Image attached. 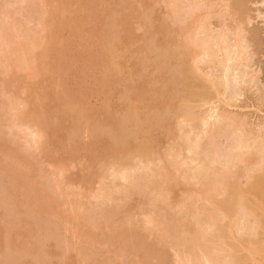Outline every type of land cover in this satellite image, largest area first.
<instances>
[{
  "label": "rangeland",
  "instance_id": "1",
  "mask_svg": "<svg viewBox=\"0 0 264 264\" xmlns=\"http://www.w3.org/2000/svg\"><path fill=\"white\" fill-rule=\"evenodd\" d=\"M6 1L12 3L10 4L12 8L18 10L17 13L13 11L14 9L11 10L13 14L11 15L14 17L9 19L12 20L10 23L14 20L15 26L19 27L21 23L24 24L22 30L20 28L19 32H15V36L24 35L25 27L37 32L35 37V33L32 34L34 31L26 29V32H31L30 37L32 38L33 35L38 41L34 50L30 53L27 51L28 56L32 55L27 57L28 67L24 63H22L24 68L16 67V64L8 67L14 61L13 58L16 61L21 53L9 52L8 55L6 52L7 56L1 57V54H5L0 51V106L5 108L8 105L6 110L0 109L1 114H4L2 117L0 115V264H183V262L188 264L190 259L186 262L180 261L181 257L179 258L177 251L180 243H176L179 245L176 250V246H172L174 243H170L173 239L169 235L174 234L172 231L175 228V234L177 233L178 236L175 235L173 238L179 239L178 237L181 236L180 241L183 238L187 241V233L189 234L190 231L185 233L182 225L189 224L187 219L192 214H196L194 217L200 215L201 218L210 216L214 212V203L218 201L217 204H220L219 201L229 194L225 192V187L221 186L218 190L215 187V193L210 192L209 195H205L200 182L198 184V181L196 183L188 177L185 181L186 174L195 175L194 171L190 173L192 167L188 166L190 170L188 172L187 166L186 168L180 166L181 168L168 178L162 167L164 162L161 163L160 159L152 157V154H149L152 158L148 157L145 161L150 158L151 161L154 160L151 163L153 170L146 171L149 172V176L154 173L153 176L151 175L154 179V181L152 179L154 184L151 182L153 187L147 183L148 189L150 186L153 192L148 191L150 193L143 194L152 197L156 194L162 196V202H156L158 206L153 200L157 197L152 199L153 202L148 200L151 197L147 198L145 199L147 204L144 202L141 204L144 200L139 197L142 191L137 192L139 188L137 189L135 184L138 182H129L135 183L134 188H136V191L133 190L134 192L131 191L130 194L127 189L128 182L117 179L118 174L115 177V173L121 171L120 164L126 166L124 162H127V164L139 165L145 162L140 161L150 150L151 140L157 138V133L151 132L156 126L165 128L166 131L168 126H171L174 135L180 133L176 135L177 138L188 135L189 131L195 135L188 125L183 127L184 131L180 132L177 129L176 122L181 107L179 97H186L189 104L195 108L194 111L200 112L198 114H201V111L203 114V109L205 111L208 107L202 106L197 98L189 97L186 91L178 93L169 89L176 84L172 76L173 65L178 61L174 47L180 40L179 35L176 36L180 32V22L175 19L177 17L172 14L173 12H170L171 18L179 22V26H176L167 13L169 9L166 6H171L170 0H144L142 3L138 0H29L23 4L20 3L22 0ZM17 1L19 4L16 5ZM184 1V4L182 1L183 7L181 2L179 4L184 14L186 9L187 14L184 16L186 19H188L187 15L195 13V9H197L196 14L204 11L205 14L201 13L199 17L197 16L198 22L203 26L207 24L206 27L210 31L206 34V30L204 35L208 37L211 35L213 38L221 35V39L216 38L218 41H214L215 38L211 37L214 43L228 38L226 40L232 46L238 39L241 38L242 42L244 40L245 45L242 44L246 46L247 54H244L248 66L246 69L243 68L249 74L245 88L242 86L245 95L233 101L232 107H227L228 112L227 110L226 112L228 116L238 121L246 120L250 123V127L257 129L251 136L258 137L260 132L264 137V0H202L203 2L196 0L200 3L197 4L198 7H194V11L192 9L196 1L190 0L194 4L192 2L190 4L189 0ZM0 2L3 6L7 3L1 0ZM189 6H192L190 10H188ZM2 16H0L1 22L3 20L9 22L4 19L5 15ZM26 17L33 18L30 21L32 24L25 22ZM201 17L206 18L205 24L204 21H199ZM28 23L31 25L26 27ZM198 24H195L194 32ZM200 28L199 26L200 31L204 30ZM204 35L201 32L199 39ZM237 36L240 37L237 39ZM17 39L19 40V37H15V40ZM196 40L203 41L198 38ZM21 42L26 41L21 39ZM16 68L20 70L17 71ZM204 71L211 72V69ZM66 89L69 93L68 97L64 96ZM10 105L13 110L9 108ZM199 105L203 109L199 108ZM143 119L145 120L142 123ZM23 122L33 126L32 137L27 135L31 134L27 129L29 124L24 123L27 127L23 129L25 128ZM13 123H18L17 126L20 128L13 126ZM35 126L52 136V142L46 147L47 156L41 155L39 148L32 149L34 145L31 148L27 146L34 138ZM220 126L222 127L223 124ZM259 126L262 127L261 131H258ZM13 129L19 131L15 134ZM20 129L26 133H22ZM185 131L188 132L184 133ZM218 131L219 134L222 133L217 128L214 132ZM228 134L226 133V136ZM192 135H190L191 139L196 140L194 138L196 136L192 137ZM224 135L219 138V145L216 143L215 148L219 149L220 146L221 152L220 149V153L214 152L220 156L217 155L218 157L214 159L229 162L226 155L230 152L233 139L230 138V134L229 138ZM218 136L220 137L221 134ZM139 137L143 138L139 139ZM159 137L163 135L159 134ZM163 138L165 143L163 151L164 153L166 151L165 157H167L165 159L170 161L171 157L166 156L167 151L170 152L169 149L176 147L174 145L180 142L183 144V141L171 137ZM229 144L231 146L227 147ZM214 147L208 146V149ZM215 149L213 151H216ZM184 153L186 158L187 152ZM40 157L43 159L40 160ZM110 158H113L110 162L114 165L118 164L119 168L116 171L114 165L110 164L113 167L112 170L110 165L106 167L109 170L107 179L105 180L104 176L102 185L99 182L100 185H93L94 190L95 187L103 189L101 191L106 189L105 197L102 195L103 198L97 199L98 195L103 194L100 190H96L99 194L95 197L92 192L89 194L86 190L79 192L80 189L74 187L73 183H79L77 181H80L83 175L94 174L96 170L100 172L99 162ZM36 159L38 162L34 163ZM43 160L46 164L40 165ZM176 161L178 165L181 162V160ZM50 162L53 164L51 165ZM58 162L60 166L57 165ZM144 165L149 166L147 163ZM56 166L64 168L68 180H61ZM141 166L131 167L132 174L134 168L137 169L134 170L137 174L143 172L145 168L140 169ZM236 171L239 172H237L239 188L236 187L235 194L230 197L232 207L235 208H230L234 213L240 201L248 204L253 216L245 215L239 207L241 221L238 222L243 221V225L245 222L248 228H253L255 232L251 231L250 234L247 231L246 233L250 235L246 234L247 236L242 237L240 234L242 232L239 233L236 227L237 229L234 228L232 233L231 217L235 213L229 211V207L219 205L223 210L228 208V212L233 215L228 216L227 219L220 216L222 221L218 222V225L219 223L222 225V233L207 231L209 240L207 241L211 244L205 240L206 233H203L205 230L203 227L200 230L205 240L203 241L209 246L212 245L213 249L216 248V254H219L223 261L234 258L242 264H264V192L254 190L256 173L248 172L247 168L243 167ZM142 172L139 174L140 177L146 174ZM104 174L106 175V172ZM55 175L58 180L55 179ZM262 176L264 178V174ZM43 177L56 180L49 183L44 178L48 184L55 182L52 191L47 189L53 185H49L47 189L44 187ZM144 177L148 178V176ZM145 181L150 180L145 179ZM145 188L142 189L143 192ZM42 189L49 192H42ZM76 194H80L78 199L75 197ZM190 197L191 200L188 199ZM163 199L167 200L164 202ZM73 200L76 202L74 206L70 205ZM180 203H187V208L185 204H181L186 209L182 208ZM219 207L214 209L217 210V213H214L216 217L220 211H218ZM179 208L181 212H178ZM179 213H182L183 216H180L182 219ZM149 216L151 218L154 216L155 222L162 223V226H159L160 230L156 225L150 224ZM158 222L156 224L160 225ZM203 224L204 221L201 227ZM189 225L191 229L193 223ZM206 230L211 231L208 225ZM188 241L192 242L191 239ZM193 244L191 246L195 247ZM198 251L200 254L203 253L200 249L195 253L199 254ZM184 257L181 260H184Z\"/></svg>",
  "mask_w": 264,
  "mask_h": 264
},
{
  "label": "bare ground",
  "instance_id": "2",
  "mask_svg": "<svg viewBox=\"0 0 264 264\" xmlns=\"http://www.w3.org/2000/svg\"><path fill=\"white\" fill-rule=\"evenodd\" d=\"M1 1L3 3H4V1L7 2L6 0H1ZM27 1H29V0H22L20 3L23 4V3L27 2ZM138 1H140L141 3L144 2V0H138ZM182 1H183V4H184L185 1L184 0H182ZM182 1H180V0H172L171 1L170 0L169 3L171 4V6L170 7L166 6V8L168 7V9H169V11H167V13L169 14L170 12L171 13L173 12L172 14H174L175 17H177L175 19H178L179 22H180V26H179L178 25L179 22L176 20V22H177L176 23L174 21V18H171L172 14H171V16L169 14L170 18L173 20V23L175 22L174 24L176 26L178 25L179 26V30H180V32L176 34V36L179 35V39L180 40L177 42V44H175V47H174V53L177 55V58H178L177 60L178 61L176 63H174V65H173L174 69H173V73H172L173 79L175 80L176 84H175L174 87H170L169 89L171 91H174V92L177 91L178 93H181L182 91H186V93H187V95H189V97L197 98V100L200 102V104L202 106H204V107L208 106L207 108H209V109H207L205 107L207 110L205 109V111H204L202 106L199 105V108L203 109V114H202V111H201V114H198L200 112L197 113V112L194 111L195 108L192 107L189 104V101H187L186 97H179L180 98L181 107H180L179 115H178L177 122H176L177 129H178V131L181 132L184 129L183 127H185V125L186 126L188 125L189 129L192 128L191 132L195 133V135L194 134L193 135L196 136V137H194V138H196V140L191 139L190 135H192V133H190V131H189L188 135L185 134L186 136L185 135L183 136V134H182L183 137L180 136V137L177 138L176 135H179L180 133L178 134V132H177V134L174 135L173 132H172L173 128L171 126L170 127L168 126L167 131L165 130V128L156 126L155 128H153V130L151 132H152V134L157 133V135H156L157 138H153L151 140L152 141L151 142L152 146H151L150 150L146 153L148 156L147 155H146V157L143 156L144 160L142 159L140 162L147 160L148 157H151L153 155L152 157H155L158 160L160 159L159 161H161V163L164 162L163 163L164 166H162V167L165 170V172H164L165 176L168 177V178H170L174 172H177L178 168H181L180 166H182V168H183V166H184V168H186V166H187L186 169H188V172L190 170H192V172L190 171V173L192 174L193 171H194L195 175L191 176V175H187L186 174V176H184V177H186V180L185 179L184 180L187 181L188 180L187 177H188L191 180L192 179L195 180V182L198 181V184L201 183L203 185V186L202 185L201 186L203 188L202 189L203 192H205V195H209L210 192L215 193L216 190H218L219 187L224 186L225 187V192H227L229 194L226 196V198L224 196L225 199L222 198L221 201H219L220 204H217L218 201L216 202V204L214 203V205L211 202L212 203L211 205H213V211H214L212 213L213 216H212V214L210 215L212 217H210L208 215L210 218L208 216L205 218V217H203V214L201 213V215H202V217L204 219L199 217L200 215H198V214H197L198 215L197 217L200 218V219H197V217H194V216H196V214H192L193 215V216L191 215L192 217L189 216L188 219L187 218L186 219L188 220L189 224L193 223L192 226L194 228L191 227V229L193 228V230L189 229L190 228L189 226H191V225L187 224L186 223L187 221H184L186 224L183 223L184 225H182V226H184L183 229L186 231V232L184 231L185 233H187V231L188 232L190 231V233H191V235H190V233L189 234L187 233V235H188L187 238L191 239V241L193 243H196L197 245L196 244L194 245L192 242L190 243L188 241V239H187V241H184V240H186L184 238H183L184 240L182 239L180 241L179 239H181L180 238L181 236L178 237L179 239H176V237L173 238V236H175L177 233L175 234L176 231L174 230L175 229L174 228L173 231H172L174 234L170 233V235H169V232L167 231L168 230V227H167L168 224L166 225L167 230L165 228V231L168 233L169 236H172L170 238L173 239V240H171L169 238V241L171 240L170 241L171 244L174 243V245H172V246H174V247L176 246V248H175L176 250L179 247V245H177L176 243H178V244L180 243L179 250H177V251L179 252L178 255H179V258L181 257L180 261H182V262L183 261L186 262V260L190 259L188 261V264H242V263H240V261H238L237 259H234V258H231V260H227L226 259L225 261H223L224 259L223 260L220 259L221 257H219V254L218 255L216 254L217 253L216 252L217 250H215L216 248L213 249L214 247L212 245H210V246L208 245L210 242H208L209 240L207 239V235H208L207 233L208 232L209 233H211V232H213V233L214 232L215 233L216 232L217 233H222V229H221L222 225H220V223H221L220 221H222V219H220V218L223 217V218L227 219L228 216L231 217L234 213H235L234 216L231 217L230 231L232 233H233V229L236 228V227L238 228L239 233L242 232V233H240V234H242L241 235L242 237L250 235L251 234L250 232L254 231V229L252 228L253 229L252 230L251 227H250V229H251L250 230L245 222H244V225H243V221L241 223L238 222V220L241 221L239 219V211L240 210H241V212L243 211L245 213V215L253 216V214L248 209V204H246L243 201H240L238 203V206L240 207V210H238L239 209L238 206H237L238 209L234 210L235 211L234 213H233V209L231 210V208H235V207H232L233 203H232L231 198H232V196L235 194V192L237 190L236 187L239 188V185L237 184L238 173L239 172L236 171V170H239V169H241V167H243V168H247L248 172L252 171L253 173H256L257 174V177H256L257 179H256V182L253 184L254 185V190H259L261 192H264V178L262 176L264 174V137H263V134L259 132L258 133V137L251 136V135L254 134L253 133L254 131H257V129L255 130V128L253 129V127H250L251 126L250 123L246 122V120H243V122H241V121H238L237 119L227 115V112H228V108L227 107H232L231 103L233 101H237L242 95H245V89H243L242 86L244 87V85L247 84L248 76H249L248 72H246L247 70H245L247 68L246 66H248L247 57L245 58V56H246L245 54H247L246 51H245L246 50V48H245L246 46H243V44L245 43L244 40L242 42L240 40L241 38L238 39L240 36L236 37L238 40L236 39L237 40L236 43H233V45L231 44L232 46H230V44H229L230 42L228 43V41L226 40L228 38H226V37H224V38H226L225 39L226 41L225 40L224 41L223 40L222 41L219 40L220 42L214 43V41H218V39H221V35L219 37L218 36L216 37L218 39H216L214 37L216 40L211 35H209L210 37H208L207 35H204L206 33V30H207L206 34H208L210 31L206 27L207 24H206V26H203V25H201V22H198L197 16L199 14H201V13H204V11L203 12L200 11L201 13H199V10H198L197 13H199V14H196L197 9H195L196 8L195 6L198 7L197 4H199L200 2L197 3L198 1L195 0L196 2H194L192 0L194 3H196L193 6L192 10L194 11V9H195L196 11H194L195 13H190L191 14V15H189L190 17L187 15L188 19H186V17H184L187 14L186 9L184 8L185 9V14L183 13L184 11H182L183 9H180V5L182 4ZM192 1L189 0L188 2L190 3ZM203 1L201 0V2H203ZM179 2H181V4H179ZM7 3H9V4H7ZM7 3H5L4 6H3L2 3L0 4V14H1L0 16L5 15L4 19L6 21H9V19H11L12 15H13L11 10L14 9L13 11H15L16 13H17L18 10H16L15 7L12 8V6H11L12 3H10V2H7ZM192 3H190V4H192ZM13 4H14V2H13ZM15 4L17 5V4H19V2L17 1ZM170 4H168V5H170ZM183 4H182V7H183ZM144 7H146V6L144 5ZM190 8H192V6H189L188 10H190ZM200 10H202V9H200ZM15 12H14V15H16ZM189 12H191V11H188V13ZM20 15H23V14L20 13ZM202 16H203V14H202ZM2 17H0V20H2ZM13 17H12V19H13ZM28 17L24 18V20L27 19V20H25V22L31 23L30 21L33 18L31 19V17L30 18H28ZM202 19H203V17L199 18V21H204L203 23L205 24L206 23L205 22L206 18L203 19V20ZM3 21L2 22L0 21V51H2V53H4V54L6 52H8V55H10L9 52L10 53H14V54L16 53V51L20 52L21 53L20 56L17 57V56L14 55L15 57H17V59H16L17 62L15 61V58H13L14 59V61H13L14 63L13 62L10 63L12 60H10V62H9L11 65L8 62L7 63L9 64L8 67L9 66L10 67L13 66V64H14V66L16 64V67L17 66L18 67H22L23 66L22 63H24V64L28 63L29 62L28 58L32 56L30 54H29L30 56H28V54H27L28 52L27 51H29V53H30V51L34 50L36 45H37V41L38 40H36V39H38V38H35L37 32H35V30H33V29H32V31H34V32H32L31 29L26 28L28 31H31L32 34L35 33L34 34L35 37H33V35H32V38H31L30 37L31 34H29L31 32H28V31L26 32V29L24 27L23 31L25 32V34L21 31V33H23L24 35H22V34H20V35L22 36L21 39H24V41H26V42L22 43L21 39H20V35L19 36L18 35L15 36V32H17V31L19 32L20 28L22 30V26L24 24L22 25V23H21V25L19 27L17 25L15 26L16 23H15L14 20H13L12 23H10L12 20L7 22V23L3 22ZM198 23H200V24H198ZM31 24H29L28 26L27 25H25V26L29 27ZM195 24H198L197 25V30H199L198 29L199 26L201 27L200 29H204V30H201V31L199 30L198 32H200V33H198L197 30H196L195 31L196 33H195L194 32L195 26H196ZM181 25H182V28H181ZM176 31H174V32H176ZM174 32H171V33H174ZM201 32L203 33L204 36L201 38V39H203V41L199 42L196 39L198 38V40H201V39H199L200 38L199 35H201ZM16 34H19V33H16ZM197 34H199V35H197ZM195 35H197V36H195ZM23 36H24V38H23ZM37 36H38V34H37ZM194 36H195V38H194ZM15 37H17V38L19 37V40L18 39H17L18 41L15 40ZM211 37L214 39V41H213V39H211ZM222 37H223V35H222ZM216 48H218V49H216ZM0 54H1V52H0ZM6 54L5 55L1 54V57L7 56ZM12 56H13V54H12ZM7 60H8V58H7ZM7 60H5V62ZM20 64H21V66H20ZM26 65L28 67V64H26ZM202 65H203V67L205 69H211V72L204 71L205 69H203ZM24 67H22V68H24ZM18 69L20 70V68H18ZM18 69H17V71H19ZM67 94H69V93H68V90L66 89L65 92H64V96L68 97ZM7 107H8V105H7ZM7 107L4 108V107L0 106V109L4 108L3 110H6ZM11 107L12 106L10 105L9 108L11 110H13L14 108L12 109ZM224 107L227 108V109H225ZM10 109L8 111H10ZM226 110H227V112H226ZM4 112H6V111H4ZM204 112H206V113H204ZM0 115L2 117L4 114H1V112H0ZM131 118L133 120V117H131ZM144 120L145 119H143L142 123L144 122ZM17 121H18V119L16 120V122ZM173 121H175V119ZM24 123L29 124L28 125L29 128L26 125H24ZM20 124H19V126H20ZM222 124H223V126L221 127L220 125H222ZM12 125L13 126L14 125L17 126L18 123H16V124L13 123ZM23 125H24V127L26 126L27 129H29V132H31V134H27V135H30V137H32L31 135H32V130H33L32 127L33 126L30 123H28V122H23ZM151 125L154 126L155 124L151 123ZM21 126H22V124H21ZM26 127L25 128L21 127V128L26 129ZM10 128H12V127H10ZM14 128L16 129V127H14ZM18 128H20V127H18ZM213 128H214V130H213ZM216 128H217V130H220V132L222 131V133H220L221 134L220 137L218 136V135H220L219 131L217 133L214 132V131H216ZM259 128H258V131L259 130L261 131L262 127L259 126ZM35 130H34L35 132L33 131L34 132V135H33L34 138H32L31 140L29 139L30 141L28 142L27 146H29V148H31L34 145L35 148L33 147L32 149H36V148L38 149L39 148V151L41 150L40 152H42L41 155L45 154L47 156L48 153L46 152L47 151L46 147H47V145L49 143L52 142V136L48 132L44 133L45 131L42 130L41 128H39L38 126H35ZM17 131H19V130H17ZM17 131L14 130V133L16 134ZM21 132H22V130H21ZM23 132L26 133V131H23ZM187 132L185 131L184 133H187ZM225 132L227 134L228 133L230 134L231 137L228 136L229 135L228 134L227 135L228 138L230 137V138L233 139V140L231 139L233 141V144L231 143L232 146H231V144H229V146H227V147L231 146L230 147V152L228 151L229 153L227 152L228 154L226 155V152L224 151L225 155L228 156V158H229V162L225 161V160L224 161L221 160L222 161L221 162L220 160L218 161L217 158L214 159L215 157L220 156V154L218 155L216 153H220L222 149H220V146H219V149H220V152H219V149H215V148L217 147V144L219 143V138L223 137L224 134H225L224 136H226ZM159 134H162L163 137H171V138H173L175 140L177 138V139H180V141L181 140L183 141V144L181 142H180L181 144L179 143L180 145L175 143L178 146L174 145L176 147L170 148L169 149V150H171L170 152L167 151V155L166 156H170L172 161L170 159H169L170 161H167L165 159L167 157H165L166 151H165V153L163 151L164 150V146H165L164 138L163 137H159ZM193 135H192V137H193ZM174 136H176V137H174ZM142 138L143 137H139V139H142ZM178 142H179V140H178ZM208 146L209 147L210 146L211 147L215 146L213 149H215L216 151H213L212 148L208 149ZM204 148H206V149H204ZM206 150H207V152H205ZM209 150H211V151H209ZM184 151L187 152V154H186L187 157L186 158L183 155V154H185ZM212 152L213 153L216 152V153L213 154ZM168 153H169V155H168ZM149 154H152V155L149 156ZM203 155H204V157H203ZM214 155H216V156H214ZM225 155H224V158L226 157ZM113 158H110V160L107 159L106 161L103 160L102 162H99V163H101V164H99V166L101 168V170H99L100 172H98V170L95 169L97 171L96 173H94V174L92 173V174H89V175H83L82 179L80 181H77L79 183H73L74 187L76 186L75 187L76 189H80L79 192L81 190H83V191L86 190V193H88V194L90 192H92L94 194V196L98 195L99 192H97L96 190L99 191L100 189H96V187H95V190H94L93 185L94 184H96V185H100L101 184L102 185V182H104V180H103L104 176L106 177L105 180L107 179V173L109 172V170H107L108 168H106V167H109L110 164L114 165V163L110 162V161H113ZM151 158L147 162L146 161L144 163L142 162L143 164L141 163L139 165H131L130 163L127 164V162H124V163H126V166H125V164H122V166L120 164V170L121 171H117V168H119L118 164L117 165L115 164L116 167H115V165H114V167L111 166V165L110 166H111V170H112V167H113V168L116 169L117 172H119V173H115L116 174L115 177L118 174V176H120L121 179L118 176L116 177L117 179L122 180L124 182H128V183L129 182L131 183V181L138 182L137 184L132 182V183H134L136 185L137 189L139 188L137 192L140 193L142 191L141 192L142 194L143 193L147 194V193L153 192V191H151L150 186L153 187V184H154L153 183L154 179L152 177L154 173L150 172L151 174L149 176V172H146V171H152L153 170L152 169L153 166H152L151 163L154 160L152 159V161H151ZM42 159L40 157V160H42ZM219 159H220V157H219ZM175 160H181V162H179V165L176 164L177 161L175 162ZM36 162H38V160L35 161L34 163H36ZM223 162H224V164H223ZM226 162H228V163L225 164ZM42 163L46 164L44 162V160H43V162H41L40 165H42ZM146 163H147V165L149 164V166L144 165ZM47 164H48V162H47ZM50 164H51V162H50ZM129 164H130L131 167L143 165V167L145 169L149 168V170L148 169H146V170L144 169L143 172L141 170H139V171L142 172V174L146 173L145 175H143V177L142 176L140 177L139 174L141 172L137 174L135 172L137 169L135 170V168L134 169L132 168L133 169V174H132L131 167H129ZM55 165H54V167H55ZM57 165L60 166V163L58 162ZM123 165L125 166V168H124ZM150 165H151V168H150ZM59 166H56V167L59 170V175H61L60 176L61 180H63V179H64V181L68 180V178H67L68 176H66L67 174H66L64 168L63 167H59ZM188 166L192 167V168L189 170ZM143 167L141 166L140 169L141 168L143 169ZM220 167H222V168H220ZM96 168H97V166H96ZM219 168H220V170H219ZM102 170H103V174L106 172V175L105 174L103 175L101 173ZM116 171H114V172H116ZM91 172H93V171H91ZM135 173L138 176L135 175ZM147 173H148V175H147ZM134 176H135V179H134ZM144 176H146V177L148 176V178H145ZM54 177H56V175ZM44 178H46V177H43L42 179H44ZM48 178H51V177H48ZM48 178H46V180H48ZM55 179L58 180L57 177ZM145 179H147V180L149 179L150 181L146 182ZM152 179H153V181H152ZM46 180L44 179V181H42L43 184H44V187L47 189L48 187L53 185L52 187H50V189H47V190L52 191L51 189H53V187L55 186V182H54V184H48V182H45ZM100 180H102V181L100 182ZM48 181L50 183L52 181V179L48 180ZM53 181H56V180H53ZM44 182L47 184L46 185L47 187L45 186ZM71 182H72V180H71ZM98 182L100 184H98ZM128 183H127V189H129L128 193L131 194V191L132 192L136 191V188H134L135 187L134 184H130V183L128 184ZM147 183H149V185H150L149 186L150 190L148 189V184ZM155 183H156V181H155ZM142 184H144V185H142ZM131 185H133V186H131ZM137 185H139V186L137 187ZM128 186H129V188H128ZM141 186H144L143 188L146 187L144 189V192H143V190H142L143 188ZM131 187H133V188H131ZM43 189H42V192H45V193L49 192L46 189L45 190L47 192L45 190L43 191ZM180 189H182V187H180ZM101 190H103V189H101ZM183 190H181V191L182 192H186V191H183ZM145 191H147V192H145ZM148 191H150V192H148ZM206 191H209V192H206ZM101 192H103V194L100 193L101 195H98L99 198H97V199H99V200L101 198L105 197V193H107L106 189L104 191H101ZM109 193L110 192H108V194ZM206 193H208V194H206ZM142 194L139 196V197L142 198V200H144V201H141V204H143V202H144V204H147V202H145V199L150 198V197L151 198L148 199V200H150L151 202H153V200H154V202H155L154 204H156V202L157 203L158 202H162V199H161L162 196H160V195H158L156 193H154V194H156V196H153V197L152 196H147L145 194L142 195ZM154 194H152V195H154ZM79 195L80 194H78V195L76 194V196L75 195L74 196L77 198ZM102 195H104V196L102 197ZM148 195H150V194H148ZM154 197H157L156 199H160L161 201L160 200H156ZM191 197L188 198V199L191 200ZM75 200L71 201L70 205L73 204V206H74L75 203H76V202H74ZM137 200H138V198H137ZM166 200L163 199L164 202ZM209 201H210V199H209ZM138 202H139V200H138ZM181 204H185V203H180V205ZM186 205H187V203L184 206H186ZM219 205H221V207L223 205L225 207H229V208L231 207L230 209H228V208H225V209L226 210L228 209L233 214L232 213L230 214V212H228V210L227 211H225V209L223 210V208L219 207ZM184 206H182V208H184ZM217 207H219L218 211L222 210L221 212L219 211V213L217 215L218 217H216V215L214 214L217 211V210H214V209L215 208L217 209ZM186 208H187V206H186ZM186 208H184V209H186ZM184 209H182L183 215L185 213ZM237 210H238V212H236ZM178 212H181V209ZM247 212H249V213L247 214ZM182 213L181 214L179 213L180 215L178 214L179 217L183 216ZM220 213H222V214H220ZM214 215H215V217H214ZM220 216H222V217H220ZM193 217H194L195 220L193 219ZM150 218L151 217L149 216L148 219H150ZM153 218H154V216H153ZM153 218H151V222L149 221L150 224L156 225L158 227V229H159L160 228L159 226H162L161 225L162 223L156 221V222L160 223V225L156 224V222H155V220ZM207 218H208V220H206ZM155 219H157V218L155 217ZM180 219H182V218L180 217ZM190 219L194 220V221H191ZM152 220H154V221H152ZM157 220H159V219H157ZM203 221H204L205 225L203 224L202 227H201V224L203 223ZM194 222L196 224H194ZM218 222H220L219 225H218ZM238 224H242L241 225L242 227L240 225H238ZM185 225L188 227L189 230L185 229V227H186ZM207 225L211 229V231L206 230V226ZM163 226L165 227V225H163ZM195 226H197V228H195ZM252 226H255V225H252ZM164 227H162V228H164ZM203 227H205L204 228L205 232L203 231V233L204 234L206 233V235H204V236H206L205 240H206V242L208 244L206 242H204L205 240L203 238L202 231H200V230L203 229ZM197 229H199V230H197ZM169 231H170V229H169ZM247 231H249L250 234H247L246 233ZM176 236H178V235H176ZM174 239H176V240H174ZM183 241L187 242V243L189 242L188 243L189 246L187 245V243L185 244ZM202 241H203L204 244L201 243ZM192 244L195 247L197 246V248L191 246ZM199 249H200V251L202 250V252L205 253L204 256H203V253H201L202 254V256H201L199 251L198 252H199L200 255L198 253L197 254L195 253ZM204 249H206L207 251L204 250ZM261 250H263V249H261ZM199 256H200V258H199ZM182 257H184V260H181ZM187 257H189V258H187ZM201 259L203 260V262L201 261ZM183 264H184V262H183ZM185 264H187V263H185Z\"/></svg>",
  "mask_w": 264,
  "mask_h": 264
}]
</instances>
